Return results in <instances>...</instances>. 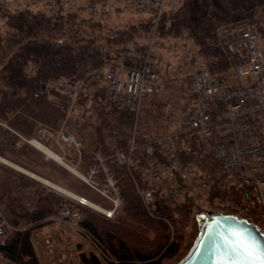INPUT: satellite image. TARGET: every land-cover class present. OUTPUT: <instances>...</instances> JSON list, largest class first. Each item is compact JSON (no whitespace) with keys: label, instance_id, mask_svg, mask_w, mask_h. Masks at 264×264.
<instances>
[{"label":"trees","instance_id":"16d2710c","mask_svg":"<svg viewBox=\"0 0 264 264\" xmlns=\"http://www.w3.org/2000/svg\"><path fill=\"white\" fill-rule=\"evenodd\" d=\"M2 10L0 124L13 131L11 135L19 141L33 138L40 125L58 129L71 98L55 86L44 90L45 85L51 81L75 83L83 80L76 105L90 113L92 119L76 120L72 124L81 143L79 166L86 171L95 163L94 154L100 152L116 181L122 206L118 219H107L0 163V211L16 228L0 239V262L41 264L30 233L53 221L64 208L82 213L79 226L90 234L106 256L103 259L93 252L80 253L79 264H163L176 257L179 260L198 233L195 217L206 208L250 218L264 228L263 211L254 199L243 198L235 186L225 181L213 182L202 199L203 205H198L191 195L172 200L156 192L157 208L153 215H149L136 188L147 169V156L142 146L147 140L167 132L169 123H164L163 119V129L153 137H147L138 127L144 118V123L157 120L151 105L154 104L157 111L164 108V104L154 102L155 97L162 93L163 85L161 93L143 99L134 129L133 114L111 109L106 103L104 87L87 82V73L91 69L112 61L110 54L113 49L134 43L132 39L136 34L139 37L147 35L149 39L153 27V39L188 38L197 48L211 76L229 75L232 61L219 43V31L246 20L264 45V0H181L174 10L164 9L157 21L155 11L147 10L148 18L128 29L112 27L110 15L100 20L90 13L82 14L80 8L53 12L52 8L34 9L27 4ZM147 45L140 44V47L144 49ZM155 70L158 72L156 67ZM192 86L193 82L190 107L195 102ZM149 104L150 107L147 106ZM162 117L163 114L160 121ZM132 136L136 148L128 169L116 161L114 153L127 151ZM183 160L201 172L213 173L216 170L213 154L205 149L198 151L196 156L184 154ZM190 226L193 228L187 232L190 243L184 250L182 243Z\"/></svg>","mask_w":264,"mask_h":264},{"label":"built area","instance_id":"2783aa9c","mask_svg":"<svg viewBox=\"0 0 264 264\" xmlns=\"http://www.w3.org/2000/svg\"><path fill=\"white\" fill-rule=\"evenodd\" d=\"M2 2L11 4L14 0ZM166 2L82 0L81 5L86 12L100 20L106 19L108 9L114 6H122L135 13L153 9L157 21ZM48 4H54L53 10L59 11L57 0H48ZM219 43L232 61L231 73L213 77L205 68H199L193 78L195 102L192 107L181 117L170 115L169 132L147 140L142 146L147 156V169L140 183H136V188L149 215H153L157 208L156 192L172 200L191 195L198 205H202V199L214 181L228 182L241 192L243 198L252 197L264 214V45L246 21L222 28ZM151 48V41L142 50L137 45L117 47L111 51L113 59L110 63L91 69L87 75V79L96 78L103 85L106 102L111 109L133 114L134 129L143 99L162 91L159 76L151 62ZM83 85V80L75 83L51 81L44 90L55 86L76 100ZM40 135L49 140L54 139L55 132L43 127ZM62 138L79 149L80 143L73 135L63 134ZM135 148L132 136L127 151H116L114 158L129 169ZM202 149L213 154L215 172H201L183 160L184 154L196 156ZM97 158L101 161L99 156ZM99 173L105 181L103 186L96 179ZM81 179L109 200L108 207L96 209L107 218H112L122 199L107 167L91 168L87 176L81 175ZM75 198L82 205L89 206L86 198ZM82 218L78 210H61L53 220L59 227L48 232L41 240L45 264H77L80 254L77 252L78 243L75 244L76 235L89 244L91 252L106 259L90 234L79 226ZM14 230L16 228L0 211V239Z\"/></svg>","mask_w":264,"mask_h":264},{"label":"rangeland","instance_id":"374dc122","mask_svg":"<svg viewBox=\"0 0 264 264\" xmlns=\"http://www.w3.org/2000/svg\"><path fill=\"white\" fill-rule=\"evenodd\" d=\"M172 1L174 0H167L164 8L165 10H174L181 2V0H177V2L175 3ZM81 2L82 0H57V7L59 11H69L72 9L80 8L83 12L82 14L88 13L83 9ZM27 4L31 5L34 9L52 8V11L55 12L53 10L54 4L49 5L48 0H14V2L11 4L4 3L2 2V0H0V10L3 9L6 11L7 9L10 10L19 8ZM107 14L110 15L109 21L111 26L116 29H128L131 25H136L139 22H143L149 16L148 11L135 13L130 10L124 9L122 6L110 7ZM108 15L106 16L108 17ZM3 22V19L0 18V34L3 32ZM137 36L138 35L136 34V37L132 39L134 43H130L129 46L137 45V47L141 49L140 44H150L151 41V62L158 71L157 74L159 76L160 82L163 83V91L159 96L155 97L156 100L154 102H160L161 104H164V108H161L157 111L155 105H151V109H154L152 113L157 115V120L155 122L146 121L149 123H144V118L138 127V129L140 128L141 130H143L147 137H153L154 135H158V133H160L163 129V119H165L164 123H166L168 122V117L170 115L181 117L191 108V85L195 72L199 68L205 67L203 59L197 53V48L186 37H163L161 39H153L151 35V37H149L148 39L147 35H145L144 37ZM88 81L90 83L102 85L99 81L96 80V78L93 77L87 79V82ZM147 106L150 107V104ZM160 113L164 115L161 121L160 116L162 114ZM89 115L90 113L86 112V110L81 107H77L76 100L71 99L66 112V116L58 129H52L47 126L40 125L36 130L35 136L33 138L20 139V141L17 140L16 137H13L11 135V132L13 131L8 129L5 125L0 124V126H2V128L0 127V163L29 177L33 176V179L74 200H76V198L57 190L52 185H49L46 180L58 186L60 185V187H62L65 191H69L68 189H71L72 191L69 192L74 193L75 195L80 197H85L87 200L93 202L94 204L96 203L99 207H108L110 205L109 200L105 199L101 194H99V192H97V190L90 187L81 179V175L87 176L91 168H99L100 166L105 165V158L103 157V155L100 152H96L94 154L95 163L91 165L86 171H83L79 166L81 143L72 129V124L76 120L83 121L87 118L92 119V117H90ZM43 127L55 132L54 139L48 140L40 137V130H42ZM169 130L170 127L164 134L168 133ZM63 134L73 135V137L80 143L79 149L77 150L75 146L66 142L62 138ZM33 140L38 142L32 143ZM39 145L46 148L55 156L57 154V157L59 159L61 158V162H58L53 158L46 156L47 154H45L42 150H40V148H38ZM98 156L100 157L101 161L98 160ZM99 174L97 175L96 179L103 186L105 184V181L103 175L102 177H99ZM121 206L122 203L112 218H107L96 208L90 206H86V208L106 217L107 219H118ZM207 209L208 208H206L205 210ZM202 213H204V211ZM57 224L58 223H56V221H51L42 226H39L30 233L31 241L35 247L36 253L39 256L41 264H45L42 254V237L51 230L59 227V225ZM261 228L264 229L263 227ZM58 229L61 230V228ZM192 229L193 228L191 226L186 229V236L182 243V247H184V250L187 247L186 245H189L188 243H190V237L187 236V232L190 233ZM76 243H78L76 246L77 252L79 254L91 252L89 244L84 241V239H82L80 235H76L75 244ZM177 259V257L169 259L163 264H175L180 260ZM76 262L77 264H79V259H77Z\"/></svg>","mask_w":264,"mask_h":264},{"label":"water","instance_id":"95a60500","mask_svg":"<svg viewBox=\"0 0 264 264\" xmlns=\"http://www.w3.org/2000/svg\"><path fill=\"white\" fill-rule=\"evenodd\" d=\"M196 223L198 233L191 247L175 264H247L241 253L232 252L229 241L264 250V231L244 217L207 209L196 216ZM233 232L239 240L230 235Z\"/></svg>","mask_w":264,"mask_h":264},{"label":"snow or ice","instance_id":"6c2138e0","mask_svg":"<svg viewBox=\"0 0 264 264\" xmlns=\"http://www.w3.org/2000/svg\"><path fill=\"white\" fill-rule=\"evenodd\" d=\"M231 236L239 240L237 233H230ZM231 250L234 253H241L247 264H264V250L258 249L254 244H242L229 241Z\"/></svg>","mask_w":264,"mask_h":264},{"label":"bare ground","instance_id":"6f19581e","mask_svg":"<svg viewBox=\"0 0 264 264\" xmlns=\"http://www.w3.org/2000/svg\"><path fill=\"white\" fill-rule=\"evenodd\" d=\"M34 142H38V141H35V140H33L32 141V143H34ZM44 146V145H43ZM38 148H40V150H42L45 154H47L46 156H48V157H50V158H53L54 160H56V161H58V162H61V158L59 159L58 157H57V154H56V156L54 155V154H52L51 152H49L46 148H44V147H41L40 145L38 146ZM50 150V149H49ZM51 151V150H50ZM54 153V152H53ZM19 169V168H18ZM46 182H48V181H46ZM49 183V185H52L53 187H56L57 189H60V190H62V191H65V190H63L62 188H60V187H58V186H56V185H53L52 183H50V182H48ZM66 193H68L69 195H71L72 197H78L77 195H75V194H72V193H70V192H67V191H65ZM89 206H91V207H93V208H99V206L97 205V204H94L93 202H91V201H89Z\"/></svg>","mask_w":264,"mask_h":264},{"label":"crops","instance_id":"0c3cea01","mask_svg":"<svg viewBox=\"0 0 264 264\" xmlns=\"http://www.w3.org/2000/svg\"><path fill=\"white\" fill-rule=\"evenodd\" d=\"M35 248V247H34ZM40 248H41V246H40ZM36 251V250H35ZM37 254V253H36ZM37 257H38V259H39V256H38V254H37ZM40 261V260H39Z\"/></svg>","mask_w":264,"mask_h":264}]
</instances>
